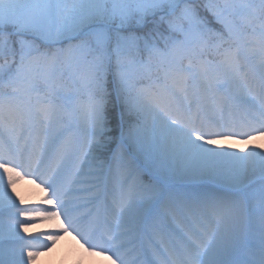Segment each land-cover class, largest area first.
Returning a JSON list of instances; mask_svg holds the SVG:
<instances>
[{"label":"snow or ice","instance_id":"snow-or-ice-1","mask_svg":"<svg viewBox=\"0 0 264 264\" xmlns=\"http://www.w3.org/2000/svg\"><path fill=\"white\" fill-rule=\"evenodd\" d=\"M261 138L264 0H0V264H264Z\"/></svg>","mask_w":264,"mask_h":264},{"label":"rangeland","instance_id":"rangeland-1","mask_svg":"<svg viewBox=\"0 0 264 264\" xmlns=\"http://www.w3.org/2000/svg\"><path fill=\"white\" fill-rule=\"evenodd\" d=\"M28 184L30 185L29 187H31V189L36 188L35 185H32L29 182ZM29 190L24 191V194H21V196L26 199L29 197L36 200L40 199V197H36V195H34ZM43 227V225L40 226V228ZM40 228H34L32 229V231H39ZM67 239L68 237H65L62 240L67 241ZM78 246L79 250L81 249V253H75V251L68 244H66V242H62L57 248L55 247L51 252L45 253L41 257H39L37 260V264H100V261L97 258L88 256L79 244ZM104 264H106V261L104 262Z\"/></svg>","mask_w":264,"mask_h":264},{"label":"bare ground","instance_id":"bare-ground-1","mask_svg":"<svg viewBox=\"0 0 264 264\" xmlns=\"http://www.w3.org/2000/svg\"><path fill=\"white\" fill-rule=\"evenodd\" d=\"M225 143H230L233 145V147H244V145L238 141H229V142H225ZM254 143L259 144L261 147H264V138H261L257 141H254ZM30 185L28 184V182H22L20 185L17 186V192L18 194H24V191H31L34 195H36V197H42L43 193L39 192V190L37 188H32L29 187ZM62 242H66V244H68L74 251L75 253H81V249L79 250V246L78 243L75 239L68 237L67 241L61 240L59 241V243L57 244L56 248L60 245V243Z\"/></svg>","mask_w":264,"mask_h":264}]
</instances>
